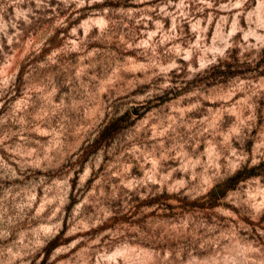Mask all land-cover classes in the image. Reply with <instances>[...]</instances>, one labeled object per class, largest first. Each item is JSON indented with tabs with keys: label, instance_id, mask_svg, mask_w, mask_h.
<instances>
[{
	"label": "rangeland",
	"instance_id": "374dc122",
	"mask_svg": "<svg viewBox=\"0 0 264 264\" xmlns=\"http://www.w3.org/2000/svg\"><path fill=\"white\" fill-rule=\"evenodd\" d=\"M0 264H264V0H0Z\"/></svg>",
	"mask_w": 264,
	"mask_h": 264
}]
</instances>
